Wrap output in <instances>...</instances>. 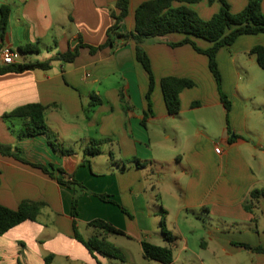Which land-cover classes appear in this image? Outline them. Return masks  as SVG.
<instances>
[{"label": "crops", "instance_id": "1", "mask_svg": "<svg viewBox=\"0 0 264 264\" xmlns=\"http://www.w3.org/2000/svg\"><path fill=\"white\" fill-rule=\"evenodd\" d=\"M146 1L150 0H130L120 33L134 31L136 9ZM226 1L233 14L248 4V0ZM117 2L0 0V23L2 6L11 9L0 44L16 51L25 44L38 45L40 53L21 54L19 63L54 58L81 42L99 47L114 24ZM189 7L207 21L222 5L203 0ZM185 38L170 34L145 41L155 77L152 112L146 98L149 75L136 59L133 42H120L94 55L82 47L73 63L55 61L50 70L0 75V142L20 148L29 162L64 169L65 179L73 175L90 192L108 195L118 203L85 193L74 218L72 189L39 169L0 155V204L11 209L24 200L46 204L37 221H26L0 236V264H162L148 259L143 249L144 241L167 245L162 211L167 213V230L176 238L172 264H264V252L236 246L264 249V197L248 210L251 192L264 191V82L226 84L227 69L235 71L240 55L257 62L251 51L264 46V34L241 36L217 55L230 111L222 103L209 58L189 44L170 45ZM192 39L202 50L213 46L207 40ZM166 77L195 83L180 94L177 116H171L165 104L161 82ZM28 104L49 107L47 125L72 154L55 153L43 136L20 140L10 129L15 123L3 116ZM101 138L112 143L103 147L102 155L86 156L87 143ZM136 159L150 161L152 166L139 169L130 163ZM95 220L110 223L129 237L106 236L89 225ZM74 223L84 239L105 237L125 260L90 252L75 238Z\"/></svg>", "mask_w": 264, "mask_h": 264}, {"label": "trees", "instance_id": "2", "mask_svg": "<svg viewBox=\"0 0 264 264\" xmlns=\"http://www.w3.org/2000/svg\"><path fill=\"white\" fill-rule=\"evenodd\" d=\"M203 0H150L142 3L135 12V29L132 32L122 34L120 27L126 20L129 14L130 0H118L116 11L112 13L114 24L107 31L106 42L99 46H88L84 43H79L74 49H69L64 53H58L54 58L45 61H31L29 63H17L14 65L4 66L0 61V75L6 73H22L28 70H50L55 61L63 63H73L80 54V48L88 47L92 55L104 50L105 48H115L117 43L133 42L136 45V59L144 67L149 75L150 87L147 94L149 110L152 112L151 97L155 88V77L152 70V64L148 54L144 49L146 39L163 38L170 34H183L186 38L179 43H170L172 47H179L186 44L191 45L198 53L204 54L209 58V66L218 84L221 100L227 111L231 109V102L228 97L222 92L223 78L217 63V55L222 48L232 46L241 36L264 34V12L262 11L261 0H248L246 8L233 14L230 10V5L226 0H208L210 5L219 2L222 7L210 20H203L198 13L190 8V5L198 4ZM1 23H0V41H4L9 24L11 9L9 6L1 8ZM120 38V40H118ZM192 38H201L209 41L213 46L208 50L200 49ZM3 47L0 44V55ZM20 54H37L40 53V48L37 44H25L18 48ZM252 55L257 57L259 66L264 70V46H256L251 51ZM165 104L168 113L171 116H177L181 112L180 94L186 89L195 87L192 80L166 77L161 82ZM122 102L126 105L124 109L129 110L128 99L125 91L121 90ZM98 104L101 100H97ZM95 104H92L94 106ZM198 106V103L193 104V108ZM49 107L41 104H28L16 108L10 113H6L3 119L9 123L19 120L22 125L19 129L14 128L10 124V129L17 133L20 140L43 136L47 139L53 151L59 155L65 156L72 154V150L66 149L58 139V135L50 130L47 125L46 111ZM148 114L146 113L143 120V125H146ZM112 143V139L101 138L91 139L86 147L85 154L88 157H98L103 154V147ZM0 155L3 157L14 158L15 160L41 170L50 178L56 180L59 184L66 185L74 191L72 202V215L77 217L79 200L85 193L93 194L104 202L118 203L108 195L96 194L90 192L83 184L70 175V179H65L66 174L62 168H56L54 165H42L29 162L21 156V149L10 145H5L0 142ZM111 158H114L111 153ZM135 164L139 169H147L152 166L150 161L134 160L130 162ZM153 170V169H152ZM2 179L0 174V185ZM264 197L263 190H254L251 192V201L248 210L252 211L261 198ZM46 207L43 202L24 200L17 209L8 208L0 204V236L6 234L11 229L19 226L26 221H37L42 210ZM123 212L130 213L122 208ZM166 211H162V231L167 243L166 246H158L149 242H143L144 254L148 259L158 261L162 264H172L173 262V245L176 238L167 230ZM131 216V215H130ZM104 233V235H117L129 237L124 231L117 229L112 224L102 220H95L89 224ZM75 238L81 242L90 252L97 251L103 255L112 258L125 260L120 249L109 243L106 238L84 239L78 232L76 223H74ZM236 246L246 249H252L255 252H264L262 248H252L246 244H236Z\"/></svg>", "mask_w": 264, "mask_h": 264}, {"label": "rangeland", "instance_id": "3", "mask_svg": "<svg viewBox=\"0 0 264 264\" xmlns=\"http://www.w3.org/2000/svg\"><path fill=\"white\" fill-rule=\"evenodd\" d=\"M200 18L206 20L205 17L200 16ZM43 52L46 55V51L43 50ZM229 70L230 68H228L226 72V84L229 86L233 85L237 81L240 84H251L256 86L264 82V70L261 69L257 62L252 60V57L247 54H242L239 56L236 63V68L234 69L235 71L230 73ZM222 92L225 94L223 86ZM14 123L15 125L13 127L16 129H19L22 125V122L19 120L14 121ZM257 213L260 215V212Z\"/></svg>", "mask_w": 264, "mask_h": 264}, {"label": "built area", "instance_id": "4", "mask_svg": "<svg viewBox=\"0 0 264 264\" xmlns=\"http://www.w3.org/2000/svg\"><path fill=\"white\" fill-rule=\"evenodd\" d=\"M20 60H21V54L18 51L13 50L10 47H3L0 55V61L2 65L4 66L14 65L19 63ZM216 152L220 153V149L217 148Z\"/></svg>", "mask_w": 264, "mask_h": 264}]
</instances>
